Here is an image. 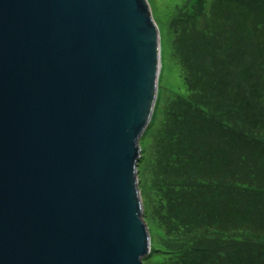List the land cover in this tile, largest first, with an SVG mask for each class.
I'll list each match as a JSON object with an SVG mask.
<instances>
[{
  "label": "water",
  "instance_id": "1",
  "mask_svg": "<svg viewBox=\"0 0 264 264\" xmlns=\"http://www.w3.org/2000/svg\"><path fill=\"white\" fill-rule=\"evenodd\" d=\"M147 0H0V264H144Z\"/></svg>",
  "mask_w": 264,
  "mask_h": 264
},
{
  "label": "trees",
  "instance_id": "2",
  "mask_svg": "<svg viewBox=\"0 0 264 264\" xmlns=\"http://www.w3.org/2000/svg\"><path fill=\"white\" fill-rule=\"evenodd\" d=\"M190 1L176 45L191 94L162 127L154 182L177 188L163 191L168 232L153 251L264 264V0Z\"/></svg>",
  "mask_w": 264,
  "mask_h": 264
},
{
  "label": "rangeland",
  "instance_id": "3",
  "mask_svg": "<svg viewBox=\"0 0 264 264\" xmlns=\"http://www.w3.org/2000/svg\"><path fill=\"white\" fill-rule=\"evenodd\" d=\"M148 1L160 33L162 68L158 80V98L152 125L141 136L140 147L143 157L140 158L138 166V170L140 169L138 179L143 201L142 216L149 231L151 244L155 246L168 232L165 218L172 202L165 198L163 191H173V188L177 187L171 186L169 189L167 186L154 182L153 170L156 166L162 127L166 126L169 116L174 112L172 101H175L178 96L188 97L191 94L185 82L186 62L180 56L176 43L196 7L190 0L189 3L187 0ZM211 134L216 135L217 133L212 132ZM243 152L250 155L251 151L250 148H246ZM235 172L244 174L247 169H237L236 166ZM151 248V254L147 257L148 259L146 258L145 264H176L178 262L176 256L163 255L160 251H153L155 247Z\"/></svg>",
  "mask_w": 264,
  "mask_h": 264
},
{
  "label": "bare ground",
  "instance_id": "4",
  "mask_svg": "<svg viewBox=\"0 0 264 264\" xmlns=\"http://www.w3.org/2000/svg\"><path fill=\"white\" fill-rule=\"evenodd\" d=\"M160 70V69H159Z\"/></svg>",
  "mask_w": 264,
  "mask_h": 264
}]
</instances>
